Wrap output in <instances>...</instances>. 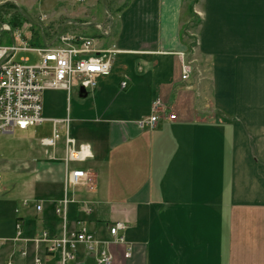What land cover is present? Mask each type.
Listing matches in <instances>:
<instances>
[{
  "label": "crops",
  "instance_id": "crops-1",
  "mask_svg": "<svg viewBox=\"0 0 264 264\" xmlns=\"http://www.w3.org/2000/svg\"><path fill=\"white\" fill-rule=\"evenodd\" d=\"M80 3L61 0V34L67 23L84 25L78 35L115 51L111 73L96 76L97 86L86 91L93 97L89 109L65 105L56 117L43 99V115L52 132L54 118L74 122L77 142L88 144L93 157L70 167L93 169L96 189L66 192L64 141L44 147L46 184L42 193L18 200L11 236L0 238V264H32L36 253L44 254L32 243L26 256L20 254L12 241L17 217L26 238L42 230L60 234L63 218L55 205L65 195L75 199L67 210L68 230L84 224L108 241L112 264H264V0H200L192 6L188 0H132L118 13L116 28L109 10L100 21L98 0ZM198 14L195 57L203 78L195 71L184 81L177 53L189 55L187 25ZM58 90L66 101L67 91ZM156 98L178 119L141 125ZM85 201L90 213L83 211ZM117 221L128 225L119 232L125 243L109 233ZM128 247L132 254L126 257ZM96 255L97 249L81 244L65 264H98ZM58 259L51 254L45 264Z\"/></svg>",
  "mask_w": 264,
  "mask_h": 264
},
{
  "label": "built area",
  "instance_id": "built-area-1",
  "mask_svg": "<svg viewBox=\"0 0 264 264\" xmlns=\"http://www.w3.org/2000/svg\"><path fill=\"white\" fill-rule=\"evenodd\" d=\"M4 28L10 29L8 26ZM102 31L104 34L109 32L106 28ZM20 51L36 54L37 60L30 62L28 57L17 59ZM114 53V50L96 48L95 38L65 33L59 34L54 41L42 45H31L25 39H21L20 34L12 36L11 43H0V133H13L16 129L27 130L45 122L43 94L47 89H63L70 92L75 85L86 91L95 88L96 76H107L111 73ZM177 54L181 61V79L189 81L194 73L192 61L188 60L183 51ZM126 85V81H121V89ZM151 107V115L142 120L141 125L154 127L161 118L177 119L176 112H169L170 108L160 98H156ZM52 120L54 125L52 135L41 137L39 144L45 148H54L63 139L65 191L78 185L87 189L94 182L90 171L81 167L72 168L70 164L88 160L92 155L91 147L88 144H79L76 138L70 135L68 120L56 118ZM59 126L64 128V133H61ZM68 198L65 195L56 203L57 215L63 218L60 234L42 230L30 239L23 238V224L20 217H17L13 241H20L23 238L22 242L27 243L30 240L36 249L41 243L45 244L44 255L36 253L32 264H45L47 256L56 253L59 254L56 264H65L67 260L75 257L76 250L81 244L91 252L97 249L98 264H112L113 254L107 247L108 241L97 239L84 224L74 230H68L66 224ZM28 202V199L23 200L24 205ZM35 207L37 211L42 210L41 203H37ZM83 211L86 213L92 211L86 202ZM127 227L128 225L121 221L109 226V233L115 242L125 243V237L119 232ZM131 252V247H128L126 255L130 256ZM20 254L26 256L27 249L25 247L20 249ZM6 264H13V260Z\"/></svg>",
  "mask_w": 264,
  "mask_h": 264
},
{
  "label": "rangeland",
  "instance_id": "rangeland-1",
  "mask_svg": "<svg viewBox=\"0 0 264 264\" xmlns=\"http://www.w3.org/2000/svg\"><path fill=\"white\" fill-rule=\"evenodd\" d=\"M79 1L82 6H85L88 0ZM98 1L100 3L98 5V9H100V21L102 20L104 22L106 20L105 10H109L115 18L114 28H116L115 24L117 23L118 13L127 7L132 0ZM199 1L200 0H188L191 6ZM95 9H97V6ZM79 16L84 17L83 14ZM201 18L202 16L198 14V17H193L191 23L187 25V37L191 44V49L189 55L185 52L188 60L192 61L194 73L197 71L198 79L203 78L198 70L197 58L195 57L196 49L200 44L199 31L197 30ZM64 20L65 18L61 19V0H0V43H11L12 36L20 34L21 39H25L31 45H42L44 41L48 42L56 37L57 34H61V21ZM81 20L79 19V21ZM89 20H91V18ZM67 24V28L69 29L65 34L73 33V35H78L80 30L85 28L84 25L75 23ZM5 26H8L10 29H5ZM88 27L96 30L95 25H89ZM20 57H28L30 62H35L37 60L36 54L28 51L18 52L17 59H20ZM79 90L80 88L78 85L73 86L70 92H66V95L69 97L66 101H64L61 90L49 89L45 91L43 99L49 114L60 117L65 105V107H67V105L72 106L74 111L76 108L81 112L89 109L92 104V93L83 96L79 95ZM60 131L61 133L64 132L63 129H60ZM69 131L71 136L75 138L81 137L80 134L76 132L74 122L70 124ZM51 135L52 126L49 122H43L27 130L16 129L13 133H0V238L2 240H6V238L11 236L13 229L10 221L12 217L15 216L16 210L20 207L18 200L23 197H28L32 193H42L43 186H45L46 182L43 180L45 176H43L41 170V161L45 160L44 152L46 151V153H48V150H45V148L39 144V139ZM92 157L93 153L88 159ZM85 169L90 171L94 180L93 184L87 189L79 185L70 188L72 193L82 190H87L88 192L95 191L97 174L93 169ZM25 199L29 200V198ZM68 199V206L75 202L73 196ZM85 202L89 204V201ZM55 213L57 214L56 205ZM23 238L26 237L23 236ZM23 238H21L20 241H13V239L12 241L19 243L20 249L25 247L28 253L27 246L32 242L29 240L27 243H24L22 242ZM44 247L45 244L41 243L39 250L44 249ZM125 256L129 257L126 255V251Z\"/></svg>",
  "mask_w": 264,
  "mask_h": 264
},
{
  "label": "water",
  "instance_id": "water-1",
  "mask_svg": "<svg viewBox=\"0 0 264 264\" xmlns=\"http://www.w3.org/2000/svg\"><path fill=\"white\" fill-rule=\"evenodd\" d=\"M80 90H81V95L85 96L87 93L86 90L84 88H81Z\"/></svg>",
  "mask_w": 264,
  "mask_h": 264
}]
</instances>
